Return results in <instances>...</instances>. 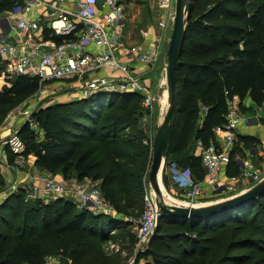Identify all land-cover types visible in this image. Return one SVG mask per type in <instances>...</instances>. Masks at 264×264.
Instances as JSON below:
<instances>
[{
	"label": "trees",
	"instance_id": "obj_1",
	"mask_svg": "<svg viewBox=\"0 0 264 264\" xmlns=\"http://www.w3.org/2000/svg\"><path fill=\"white\" fill-rule=\"evenodd\" d=\"M22 1L0 0V13ZM175 74L165 164L189 169L193 180H201L205 169L196 146L217 142L215 130L226 122L228 98L249 96L264 105V0H193ZM39 89L37 78L13 76L0 89V118ZM141 102L138 92H98L39 109L43 136L28 123L16 131L25 142L23 154H33L42 170L64 179H99L116 215L64 198L28 203L23 191L11 193L0 203V264H43L48 241H55L71 264H122L102 245L119 236L130 249L138 240L129 219L144 210L152 160ZM238 139L227 175L241 169L236 151L259 142L252 135ZM13 157L9 153V161ZM5 180L0 169V191ZM256 205L261 212H253ZM144 255L149 257L143 264H264V194L206 217H161Z\"/></svg>",
	"mask_w": 264,
	"mask_h": 264
},
{
	"label": "built area",
	"instance_id": "obj_2",
	"mask_svg": "<svg viewBox=\"0 0 264 264\" xmlns=\"http://www.w3.org/2000/svg\"><path fill=\"white\" fill-rule=\"evenodd\" d=\"M172 1L157 0V4L159 8L168 9ZM38 8L41 12L32 15ZM4 13L0 17V57L3 59L0 80L4 84H9L15 75L37 78L40 84L86 77L81 89L83 96L95 92L140 93L141 120H147L157 96L146 84L144 72L136 65L154 64L159 50L157 46L136 50L127 48L121 31L126 20L121 0H105L101 9L94 0H23ZM158 24L164 29L167 19L160 18ZM55 37L63 40L57 42ZM128 53L132 54L131 59H124ZM242 105L244 99L239 95L228 98L226 122L218 127L224 132L223 138L203 147L200 154L205 169L203 179L193 180L189 169L178 170L175 164L170 166L176 181L185 186V197L180 203L199 205L208 193L232 195L264 178V169L249 164H244L238 174L227 175V180L221 177L231 161L239 136L245 135L239 132V125L245 121ZM3 146L14 155L13 163L21 164L28 157L23 154L25 142L17 132L7 135ZM235 158L240 161L241 156L237 153ZM10 166L12 168L13 164ZM29 184L24 188L16 181L10 186L25 192L33 190L34 195H42L47 201L51 197L73 195L79 207L93 212L110 213L113 210L101 192L99 179H59L49 172H37ZM144 201L135 243V250L139 252L147 247L159 221V211L149 191H145ZM134 257L127 264H138Z\"/></svg>",
	"mask_w": 264,
	"mask_h": 264
},
{
	"label": "rangeland",
	"instance_id": "obj_3",
	"mask_svg": "<svg viewBox=\"0 0 264 264\" xmlns=\"http://www.w3.org/2000/svg\"><path fill=\"white\" fill-rule=\"evenodd\" d=\"M141 1H146V0H141ZM153 1L156 3L155 5L158 6L157 0H153ZM175 5H176V0H173L171 3V6L168 9L161 8L163 10H161L160 13L157 11L155 14L158 19L165 17L167 19V25H169L170 29H169V34L167 35V38L162 42L161 47L159 45L157 46L159 50V54H158L159 57L157 58V61L154 64L149 65L151 66V69H150V72L147 74V76L149 75L150 79L145 78L146 84H148L151 91L157 96V101L154 104V108H152L149 111L150 114L148 113L147 120L146 121L141 120V124L145 127V130H146L145 132L148 137V140H145V142L148 143L150 146L151 157H152V149H153V138L156 132V126L157 124L162 122L164 115L166 113V110L168 108V98H167V102L165 100V94L167 93L166 52L168 50L171 32H172V28L174 25L173 23H174V17H175ZM136 8H137V5L134 4V6L127 8V10L130 13L134 11L135 14H137ZM199 10H200V7L195 10L194 15H196ZM149 15L150 13H148L146 10H142L141 14H139L138 16L142 21H147ZM151 20H153V18ZM160 29L162 28L160 27ZM85 80H87L86 77H83L80 80L79 79H70V80L66 79V80H60V81H54V82H43L40 84V89L36 93H34L28 99L24 100L22 103L10 108L6 112V114L0 118V169L2 170L3 167H7V168H10V171H14V172L15 171H23V172L25 171L24 173H26V179L24 180V182L17 181V185L27 188L28 186L31 185V184L29 185L27 184L31 181L32 176L34 174H36L37 172H47V171L42 170L40 167H38L35 164V161L33 160V157H34L33 154L29 155L25 159V161L21 164L13 163L14 158L12 159V161H9V158H8L9 150L5 148V146H3L4 138L10 133L18 131V129L22 125L27 124V123L36 131V133L39 136H43V133H44L43 129L38 123L35 113H38L39 109L45 108L49 105H55L58 103L59 104L66 103L67 99L65 98L71 99L68 101L70 102L74 99L84 97L82 95L81 89H83ZM260 112L263 115L264 109H261ZM256 147L257 146L249 147V150H254ZM239 153L241 155L240 151ZM150 163H151V160H150ZM11 164H13L12 168L10 166ZM170 166H167L164 162V167L162 170V182L164 185V189L162 190V198L167 204H174V203L176 204V203H180V201L184 199L185 195H184L183 190L180 191L178 189L173 188L172 182L169 179V175L171 174ZM178 170H181V169H178ZM70 179L76 180L77 178L70 177ZM5 181H6L5 189L0 191V203H3V201H5L6 198L11 193H18L20 191H23L26 196L25 199L28 201V203H32V202L35 203L38 200H41L46 203H50L51 201L56 200L58 198H64V199L73 201L77 205V198H74L75 196L73 198H70L68 196H62L58 198L51 197L49 201H47V199L45 200V197H43L42 195H40L39 197L36 194L34 195L35 191L33 190L29 192L27 191L25 192L24 189H20L18 187L17 188L11 187L9 185V181L8 180H5ZM146 191H149L151 196L156 200L157 194L153 190L150 183L147 184ZM206 196H203L204 199L203 198L202 199L205 200ZM257 209L258 210L260 209L259 212L262 211V208L261 207L258 208L256 205L254 207L253 212L254 213L257 212ZM113 213L116 214L115 212ZM142 213L143 212L141 211V213L138 216L129 219L131 223L130 229H132L136 233L138 231L139 221H140ZM165 216H168V215H165ZM260 216L262 217L263 214L261 213ZM113 232L114 231H112L111 233ZM148 244L146 246H148ZM124 245H128V244L125 243L123 239L119 236L114 237V238H108L106 239V242L102 245V250L107 255L120 257L122 259V264H127L129 260L133 258L134 256H135L134 259L136 260V263L143 264L145 259L149 257L146 255L141 257L143 251L142 252L136 251L135 244L132 245L130 249L123 248L125 247ZM44 246L46 248L47 254L44 259L43 264H71L70 258L66 257L64 253L58 249V245L55 241L45 242ZM140 257L141 259L138 261Z\"/></svg>",
	"mask_w": 264,
	"mask_h": 264
},
{
	"label": "water",
	"instance_id": "obj_4",
	"mask_svg": "<svg viewBox=\"0 0 264 264\" xmlns=\"http://www.w3.org/2000/svg\"><path fill=\"white\" fill-rule=\"evenodd\" d=\"M95 5L101 9L105 0H94ZM193 0H176L174 25L166 52V84L168 108L161 123L157 124L153 138L152 160L148 171V179L153 190L157 194L156 205L159 211V219L165 215L180 218L206 217L233 209L243 205L264 194V178L247 189L237 193L221 196L207 201L201 205H185L182 203L167 204L162 198V170L165 162L168 141L171 131V122L175 107L176 97V67L180 50L184 42L187 21L190 18ZM113 210L109 211L110 213ZM116 215V214H115ZM158 224L155 226L151 238L156 233Z\"/></svg>",
	"mask_w": 264,
	"mask_h": 264
},
{
	"label": "crops",
	"instance_id": "obj_5",
	"mask_svg": "<svg viewBox=\"0 0 264 264\" xmlns=\"http://www.w3.org/2000/svg\"><path fill=\"white\" fill-rule=\"evenodd\" d=\"M121 2L123 3L124 7H125V13H126V20L121 28L122 31V37L124 39V42L127 46L128 49H148L151 48L153 46H160L162 45V42L167 38V35L169 34V25H166V27L164 29H160L159 25H158V18L155 15L156 12L158 11L160 13L161 8H159V6L155 5L156 3L153 0H146V1H141V0H121ZM141 2V3H140ZM139 3V4H138ZM134 4L137 5L136 8V12L137 14H135V12L133 11L132 13H130L127 8H130L131 6H134ZM142 10H146L148 13H150L148 20L147 21H142L139 18V14H141ZM41 12V9L38 8L36 9L32 15H38ZM158 13V15H159ZM5 13H0V17H2ZM154 15V17H153ZM137 17V18H136ZM153 18V20H151ZM155 18V19H154ZM169 24V23H168ZM168 41V40H167ZM135 49V50H136ZM132 54L128 53L127 55H125L123 58L124 59H131ZM159 57V56H158ZM136 68H138L139 70H142L144 72L143 77L144 79L148 78L150 79L149 75L147 76V74L150 72L151 66L149 65H144V64H138L136 65ZM107 73V72H104ZM145 79V81H146ZM4 85V83L2 82V80H0V89L2 88V86ZM67 99L66 102H68L69 98H65ZM65 102V101H64ZM259 109V110H258ZM264 109V105L263 106H259L257 104H255L249 96L245 97L244 99V107H243V112L245 115V121L244 123L239 125V132L240 134H245L242 136H246V135H252L255 138H257V140H259V142L257 143V147L254 150H249L248 147H244V149L236 151L235 155L240 151V153H238L241 156L240 161L237 160L238 165L240 166V168L244 165V164H249L252 165L255 168H262L264 169V114L262 115L260 110ZM215 134H216V140L220 141L223 138V130L216 128L215 130ZM240 140L238 139L237 142H239ZM237 146V145H236ZM240 146L242 147V143L240 142ZM203 149V146L201 144V142H198L197 146H196V155H200L201 151ZM4 158V157H3ZM2 158V159H3ZM33 160L35 161V156L33 157ZM3 173V176L5 177L6 180L9 181V185H11L13 182L16 181H22L24 182V180L26 179V173H24L23 171H10V168L7 167H3V169L1 170ZM11 173V174H10ZM12 175V177H11ZM57 178L61 179L63 178L62 175L57 174L54 175ZM74 176H72L71 178H73ZM222 179L227 180V174L222 171L221 174ZM70 179V178H67ZM169 179L172 182V186L175 189H178L180 191L185 189L184 184L179 183L176 181V179L174 178V176L172 175V173L169 175ZM207 188L209 189V186H207ZM249 188V186H245L244 189ZM207 195V196H206ZM206 199L201 200L202 203H200L199 205L206 203L207 201L210 200H214L212 197L214 195H212L211 193L206 194ZM70 198H73V195L68 196ZM76 198V197H74ZM217 199V198H215ZM114 211V210H113ZM115 212V211H114ZM116 213V212H115Z\"/></svg>",
	"mask_w": 264,
	"mask_h": 264
},
{
	"label": "bare ground",
	"instance_id": "obj_6",
	"mask_svg": "<svg viewBox=\"0 0 264 264\" xmlns=\"http://www.w3.org/2000/svg\"><path fill=\"white\" fill-rule=\"evenodd\" d=\"M163 99H164V98H163ZM165 100H166V102H167V93L165 94ZM160 184H161L162 189H164V185H163V182H162L161 178H160ZM175 200H176V199H175Z\"/></svg>",
	"mask_w": 264,
	"mask_h": 264
}]
</instances>
